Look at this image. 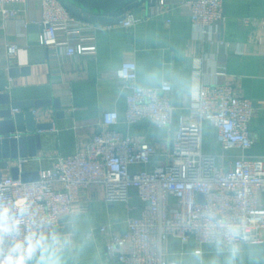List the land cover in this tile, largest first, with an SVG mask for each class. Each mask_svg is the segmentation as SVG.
<instances>
[{"label":"crops","instance_id":"1","mask_svg":"<svg viewBox=\"0 0 264 264\" xmlns=\"http://www.w3.org/2000/svg\"><path fill=\"white\" fill-rule=\"evenodd\" d=\"M183 1L170 0V12L148 18V0H141L132 11L144 20L132 28L115 24L97 26L82 16L80 19L85 26L80 37L73 40L95 46V51L71 56L63 51L56 55L41 45L39 0L13 5L17 10L13 18H5L0 10V69L18 71L14 78L7 74L6 93L10 102L52 101L49 106L13 109L15 113L32 112L38 124H53L51 129L37 131L42 137V149L36 157L29 158L27 171L50 169L59 157L84 151L87 143L101 131L106 111L119 113L121 122L113 129L123 137L130 135L145 140L158 150L148 167L133 165V172L163 164L172 149L181 117L193 113L199 86L223 83L227 79L237 80L239 95L255 103L250 125L255 144L247 154L264 157V40L260 31L264 0H224L225 21L210 27L207 34L193 25ZM64 38L61 35V39ZM10 43H18L20 47L14 56L8 53ZM22 52L24 56L20 55ZM125 61L137 63L140 85L171 84L169 96L174 113L169 125L158 126L151 121L135 125L124 122L130 89L118 80L117 71ZM1 95L0 91V111L11 109V104L2 103ZM203 151L209 155L224 152L217 130L209 123H205L203 129ZM239 153L234 150L229 155ZM14 165L15 161L10 162V167ZM10 167L3 170L2 177L12 175ZM260 201L264 204V193ZM144 208L145 203L135 189L131 190L128 202L113 204L106 202L102 185L81 191L73 210L79 211L76 219L82 231L90 230L91 239L77 264H115L106 254V237L100 228L108 226L125 233L128 219L140 217ZM68 219L69 214L63 215L59 226H65ZM196 250L201 253L200 260L193 255ZM166 253L171 264H229L228 251L222 245H200L193 237L187 242L170 237ZM231 264H264V242L243 244Z\"/></svg>","mask_w":264,"mask_h":264},{"label":"built area","instance_id":"2","mask_svg":"<svg viewBox=\"0 0 264 264\" xmlns=\"http://www.w3.org/2000/svg\"><path fill=\"white\" fill-rule=\"evenodd\" d=\"M30 0H0L3 16L13 18V5ZM42 19L40 43L56 55H85L95 46L74 41L80 37L84 22L70 12L63 0H39ZM195 27L207 34L210 27L225 21L224 0H185ZM172 9L170 0H148V18L166 15ZM142 18L132 10L118 24L122 28L135 27ZM248 23V21H246ZM264 40V18L260 20ZM64 35V39H61ZM18 43L7 45L14 56ZM200 70L196 71V75ZM117 78L130 89L124 122L135 125L151 121L158 126L171 123L174 106L169 96L172 86L164 82L160 87L138 83V66L125 61L117 71ZM193 113L180 119L172 149L165 163L152 169L133 172L131 167H148L157 155L155 145L135 138L123 137L113 129L121 122L117 111L103 114L101 131L87 143L84 151L61 156L50 169L39 171V179L25 182L12 175L0 180V195L15 198L27 194L34 210L51 217L58 225L63 215L70 214L80 192L94 185H102L106 202H128L132 189L145 203L140 217L128 219V231L119 233L102 226L107 256L115 264H171L167 260L166 243L170 237L187 242L193 237L200 245L217 243L228 249L229 238L222 224L241 226L248 235L245 243L264 242V157L247 152L254 146L250 125L255 103L239 95L237 80L200 85L193 102ZM209 123L217 130L222 155L203 151V129ZM238 150L237 155L229 152ZM29 158H20L15 165L26 166ZM27 171V170H26ZM173 199V200H172Z\"/></svg>","mask_w":264,"mask_h":264},{"label":"clouds","instance_id":"3","mask_svg":"<svg viewBox=\"0 0 264 264\" xmlns=\"http://www.w3.org/2000/svg\"><path fill=\"white\" fill-rule=\"evenodd\" d=\"M79 214L78 210L70 212V219L61 227L51 217L38 214L27 194L15 198L0 195V264H77L91 239L90 230H81L76 219ZM221 227L229 238L231 264L240 254L237 241L249 237L239 225ZM193 255L201 259L199 250Z\"/></svg>","mask_w":264,"mask_h":264},{"label":"water","instance_id":"4","mask_svg":"<svg viewBox=\"0 0 264 264\" xmlns=\"http://www.w3.org/2000/svg\"><path fill=\"white\" fill-rule=\"evenodd\" d=\"M66 8L77 17L85 16L97 26L118 24L125 18V13L139 5L141 0H63ZM42 29V28H41ZM26 72V70H24ZM7 74L10 78L18 76L15 68L8 71L0 69V91L2 103L11 104V109L0 111V180L3 170L10 167V162L20 158L36 157L42 149V137L37 131L48 130L52 123L38 124L32 112L15 113L13 109L21 107H44L52 104L50 99L33 103H11L7 88ZM59 108V101H56ZM14 178L21 177L23 181L30 182L39 179L37 171H26L25 166L20 168L14 165L10 167Z\"/></svg>","mask_w":264,"mask_h":264}]
</instances>
